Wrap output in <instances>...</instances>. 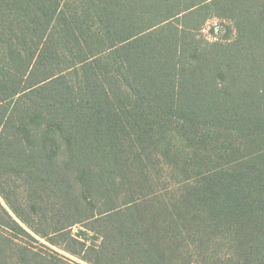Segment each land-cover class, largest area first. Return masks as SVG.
Listing matches in <instances>:
<instances>
[{
	"label": "trees",
	"instance_id": "16d2710c",
	"mask_svg": "<svg viewBox=\"0 0 264 264\" xmlns=\"http://www.w3.org/2000/svg\"><path fill=\"white\" fill-rule=\"evenodd\" d=\"M0 195V264H264V0H0Z\"/></svg>",
	"mask_w": 264,
	"mask_h": 264
},
{
	"label": "rangeland",
	"instance_id": "374dc122",
	"mask_svg": "<svg viewBox=\"0 0 264 264\" xmlns=\"http://www.w3.org/2000/svg\"><path fill=\"white\" fill-rule=\"evenodd\" d=\"M225 24H226V21H222L221 19L210 20L207 23V25H205V28L203 29V33L205 34V37L209 39H216V38L223 37L225 34H229L228 29L225 30L226 28ZM233 34L234 33H232V35ZM21 185H22V182L13 177V180L9 184V188L11 189V192H12V189H15L17 191V195H18L17 198H18V201L20 202L19 204H23V206H25L26 196H25L24 187ZM0 201L11 212V215H13L16 218V220L20 221L19 218L16 217V214L14 213L13 209L10 208L9 205H7V203L1 197V195H0ZM26 228L30 232L31 237L24 235L23 240L29 243L31 247H33L37 251L47 256H55L57 258H60L61 262L65 264H88L85 261L81 260L80 258L65 251L63 248L51 243L47 238H44V237H41L35 234L29 227L26 226ZM79 228L80 227L78 226L75 227L74 232L77 231ZM220 250L221 249L219 246H212L208 256L204 258H200L199 256H196L195 260L199 262H194L191 264H214V261L218 259V253L220 252ZM204 252H206L205 248H203V250L201 251V254H203Z\"/></svg>",
	"mask_w": 264,
	"mask_h": 264
}]
</instances>
